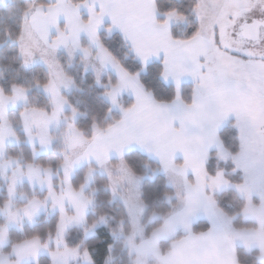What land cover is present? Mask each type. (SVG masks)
<instances>
[{
  "label": "snow or ice",
  "instance_id": "1",
  "mask_svg": "<svg viewBox=\"0 0 264 264\" xmlns=\"http://www.w3.org/2000/svg\"><path fill=\"white\" fill-rule=\"evenodd\" d=\"M81 2L88 8L86 20L76 11L80 3L67 8L48 5L49 13L63 11L68 22L63 28H57L58 34L52 37L51 43L46 33L42 39L47 56L63 46L79 49L87 59L92 53L79 41V34L84 31L96 46L93 58L99 61L100 67L110 66L116 72V81L109 78L103 93L110 104L107 111L111 113V106H115L120 112V117L103 130L118 137L111 147L121 156L132 145L158 155L154 152L153 140L166 142L173 161L180 160L185 165L181 171L186 177L191 175L198 184L219 185L223 172L217 170L213 177L209 160L215 148L218 159L227 162L229 152L224 148L227 140L220 136L224 124L231 121L242 145L255 138V130L264 132V0H193L191 13L195 23L185 35H174L171 23L187 17L170 9L161 14L163 19L158 18L155 0H100L99 10L95 0L92 4L87 0ZM39 8L43 9L44 5ZM105 16L110 21L107 25H104ZM102 25L105 31L119 30L137 57L138 68L129 70L103 45L98 31ZM21 51L27 64L32 53L27 48ZM153 57L160 61L159 72L155 78L142 77L140 69L147 70ZM44 63L50 70L49 78L42 84L36 83L50 95L53 105L50 115L40 110L46 130L48 123L58 121L67 103L59 86L67 87L72 80L58 61L45 59ZM189 79L192 86L186 93L184 81ZM24 91L14 86L12 96L0 97V114L3 100L24 99ZM123 91L132 95L128 105L118 103L117 98ZM76 113L73 107L72 117ZM68 128L76 132L74 124H68ZM49 139L41 136L40 143L46 145ZM260 150L264 153V138ZM247 159V154L241 153L244 165ZM70 167L65 165V177ZM143 179L137 176L135 182L139 184ZM53 203L57 201L54 199ZM208 223L207 234L212 236L217 219L210 216Z\"/></svg>",
  "mask_w": 264,
  "mask_h": 264
},
{
  "label": "rangeland",
  "instance_id": "2",
  "mask_svg": "<svg viewBox=\"0 0 264 264\" xmlns=\"http://www.w3.org/2000/svg\"><path fill=\"white\" fill-rule=\"evenodd\" d=\"M37 7V5H32L31 10L25 13V26L22 29V34H20L22 39L17 40V43L23 61H25L26 57L21 51L22 48H27L32 53V59L27 64L24 62L25 65L41 64L50 74V70L44 60L52 59L58 61L57 55L60 52L55 50L51 56H47L46 46H43L40 42L36 44L39 39L36 38V41H34L30 37L28 17L35 13ZM46 14H48V11ZM49 17L52 19L53 13H50ZM177 22L174 21V24H185L186 20ZM81 46L87 47L93 54V47L88 41L87 43L81 41ZM51 51V49H47L48 53H51ZM65 54L69 59L70 65L77 63L84 69L92 71L98 78L103 73L110 72L117 79L115 71H102L99 66L95 65H93L94 67L92 66L95 71L89 69L84 61L76 55V52L75 55ZM71 80L72 83L67 87L59 86V92L66 98L67 103L63 105L62 114L59 116L58 121L54 120L48 123L46 130L41 121L40 110L26 106V91H24V99L16 100L15 102L10 99L3 100V112L0 114V136H2V144H0V188L4 187L6 189L9 198L0 207V264L35 263L39 256L44 254L49 257L50 264H94L85 246L81 245V243L76 246H68L65 236L69 228L79 227L83 229L84 238H87L95 234L96 229L105 223L104 216H100L99 219L91 224H87L86 220V215L92 205V198L85 193V190L93 181L95 172L107 176V188L113 197L118 198L123 203L126 209L130 231L122 233V236L125 238L124 244L129 255L128 264H159L155 254V251L159 252V250L152 249L154 245L151 242H148L150 246L148 249H151L150 251L148 250L149 252L138 249V245L147 240H152V237L155 239L167 238L171 230L170 223L174 220H167L169 222L164 220L160 226L153 228L148 236L144 234L141 222L144 205L140 198V183L135 182V177L138 175L131 172L121 159H119L118 163L109 162L108 164L99 165L86 163L87 168L82 183L78 187H74L72 184L71 179L75 170L82 166L79 165L77 156L82 151L84 137L79 130L76 129V132H73L68 128V124H74L77 116L76 113L72 117L73 107L66 95L75 88V83L72 78ZM185 82L192 81L189 79ZM38 88L48 99L49 105L53 107L50 103V95L43 87L38 86ZM125 92L123 91L118 96L119 104H121L122 98L127 97ZM0 97L10 96H4L0 91ZM18 108L21 109L16 111ZM113 108L117 109L115 106ZM51 111L48 113L49 115ZM65 111L69 113L66 114ZM10 113H12V116H10ZM65 116L70 117V119L65 120ZM13 120L18 122L21 127L24 134L23 140L18 137ZM255 132V138L245 142L243 145L239 140L238 151L227 158L233 162L234 168L232 171L239 172L241 181L227 179L223 174L219 185L211 182H203V185L204 189L207 188L209 191V201L213 208L214 218L217 219L229 242L233 243V247L241 246L246 251L257 249L258 259L264 262V153L260 150V142L264 138V132L260 130H255ZM41 136L50 137L46 145L40 143ZM22 141L30 146V153L33 156L47 154L48 163L43 165L28 162L23 156L8 152L11 146H18ZM15 149V147H12V150ZM241 153L247 154L246 165L240 160ZM66 164L71 165L68 169L67 177H65ZM214 176L215 174H213ZM168 182H171L170 184L175 190L174 196L179 198L178 206H180L183 201H181V194L176 189L177 184L173 183V181ZM25 185L29 191H38L40 194L37 193L29 197L25 191ZM227 189H233L238 195L243 197L244 204L241 210V217L244 220L254 221L256 223L254 227H236L233 223L234 216L217 207L213 194ZM17 199L25 201V203L18 205L15 202ZM54 199L57 201L55 204L53 203ZM40 214L57 215V228L51 237L44 241L39 238L23 240L13 244L8 251L2 250L9 242L8 230L10 228H19L25 223L32 224ZM154 216L155 214H151V220ZM101 218L103 219L101 220ZM92 225H95V227L90 228L89 226ZM111 261L112 258L108 253L105 264H112Z\"/></svg>",
  "mask_w": 264,
  "mask_h": 264
},
{
  "label": "trees",
  "instance_id": "3",
  "mask_svg": "<svg viewBox=\"0 0 264 264\" xmlns=\"http://www.w3.org/2000/svg\"><path fill=\"white\" fill-rule=\"evenodd\" d=\"M70 2L79 3L81 0H70ZM49 3L50 0H6L0 3V91L4 96H12L14 86L23 88L26 91V106L43 110L46 113H49L52 107L36 82L39 81L41 84L45 82L49 78L48 71L41 64L25 65L19 52L17 40L24 22V15L29 10V5L36 6ZM192 3L193 0H155L160 15L170 9H176L187 17L185 24L172 26L174 35H185L192 30L190 25L194 26L195 23L191 13ZM99 37L103 45L126 68L134 70L139 67L138 59L119 33L106 34V32L101 31ZM82 41L85 40L82 39ZM57 58L63 71L75 83V88L66 94L72 107L77 109V116L74 120L75 128L80 131L85 139H89L93 136L95 129H104L114 119L120 117L119 110L113 108V106H111V113L107 111L110 104L108 98L103 95L109 78L113 82L116 79L110 72H105L98 78L92 71L84 69L77 63L70 65L67 55L63 52H60ZM148 64L149 68L147 70L140 69L141 76L148 75L155 78L159 72L160 61L154 60L148 62ZM191 86L192 82H184L186 93ZM131 100L127 96L122 98L120 103L128 105ZM20 109L18 108L16 111ZM65 113L68 114L69 112L65 111ZM10 116H12V113H10ZM14 124L18 137L23 140L24 134L19 123L14 121ZM93 124H95V127H93ZM220 136L227 140L224 148L229 152V155L238 151L239 139L236 131L231 127V122L223 126ZM12 147L16 149L12 150ZM8 152L23 156L28 162L43 165L48 163L47 154L33 156L30 153V146L24 141L18 146H11ZM210 157L209 170L212 175L217 170H222L227 179L241 181L239 172L232 171L234 165L231 160L227 159L225 163L219 160L214 152L210 154ZM121 160L131 172L144 178L139 185L140 198L144 205L141 222L144 234L148 236L153 228L160 226L173 209L178 206L179 200L174 196L175 190L167 181L165 174L161 171L160 164L156 160L136 149L128 151ZM113 161L117 162L118 160ZM86 168L87 164L75 170L71 179L74 187H78L82 183ZM107 186V176L95 172L93 181L85 190V193L92 198V205L86 215L87 224H91L100 216H104V225H100L95 234L87 238H84L82 228L71 227L67 230L65 241L68 246H76L79 243L85 246L94 264H105L108 253L112 258V264H128L129 255L122 233L130 231V223L123 203L118 198L113 197ZM25 191L29 197L37 193L40 194L38 191H29L26 185ZM8 198L6 189L4 187L0 188V207L4 205ZM214 201L217 207L234 216L233 223L236 227L251 228L256 225L254 221L244 220L241 217L244 199L235 190L227 189L215 193ZM15 202L18 205L25 203V201L18 199ZM151 214H155L152 220ZM57 220L56 214H40L32 224L25 223L19 228H10L8 230L9 242L2 250L8 251L13 244L27 239L39 238L41 241L46 240L55 233ZM207 228L208 222L205 219H198L191 225V231L195 233L202 232ZM183 233L180 230L170 238L161 239L159 241L160 249L162 251L169 249L171 242ZM105 244H109L110 247H104ZM235 254L239 264H264L257 257V249L246 251L241 246H236ZM28 264H50V259L44 254L40 255L35 263Z\"/></svg>",
  "mask_w": 264,
  "mask_h": 264
},
{
  "label": "crops",
  "instance_id": "4",
  "mask_svg": "<svg viewBox=\"0 0 264 264\" xmlns=\"http://www.w3.org/2000/svg\"><path fill=\"white\" fill-rule=\"evenodd\" d=\"M4 1L6 0H0V3H3ZM87 2L89 4H92L94 0H87ZM79 3L81 4V6L79 7V9H76V11L78 12L81 19L86 20L89 15L88 8L85 7L82 2ZM95 3L96 10H99L100 0H95ZM52 4L63 5L65 8H67L69 5L74 3L70 2V0H50V3L44 5L43 9H40V5H37L38 7L36 8L35 13L28 17V29L30 37H32L34 41H36V38L39 39L38 41H36V44L40 42L43 46L45 45L42 39V35L44 33H46L47 41L51 43L52 37L58 34L57 28H63L64 25L68 22L63 11L59 13H53L52 19L49 17L50 13L48 5ZM47 11L48 14H46ZM156 15L158 18L163 19V16H161L158 11ZM103 19L104 25H107L110 22L107 16H105ZM177 23H179V21ZM104 25L99 28V33L101 31L106 32V34L117 32L121 35L119 30L116 28H113L111 31H105ZM173 25H175L174 21L171 23V29ZM24 26L25 24L23 22L22 29ZM22 29L20 34H22ZM82 39H84L86 42L88 41V43L93 47L94 52L92 54V57L89 56L87 59H84L83 53L79 49H66L61 46L56 50L57 52L67 53L68 55H75L76 52V55H78L79 58L84 61L86 67L95 71V69L92 68L93 65L100 67L99 61L93 58L96 54V46L89 41L88 36L84 31H81L79 34L80 44ZM128 46L130 47L129 44ZM154 60L159 59L153 57L149 60V62ZM99 69H101L102 71H114L110 66L105 68L100 67ZM125 93L132 99V95L129 91H126ZM104 129H96L91 138L83 139L82 151L77 156L79 165H86V163L99 165L108 164L109 162H116L113 160L119 161V159H122V157L128 151L136 149L146 154L150 158L156 160L160 164L161 171L165 174L168 181H173V183L177 184L176 189L182 196L181 201L183 202L181 203V205L177 206L165 220L166 222H169L167 220L170 219L174 220L171 221L172 223H170L171 230L167 238L172 237L174 232L176 231L178 232L181 230L184 233L181 236L177 237V239L173 240L170 244L169 249H167L166 251H162L159 247V241L162 238L155 239L154 237H152V240L142 242L140 245H138V249L149 252L151 249H148L150 248L148 242H151L154 245L152 249L159 250V252L155 251V254L157 256L156 259L158 258L159 264H239L235 254V247H233L232 242H229L226 234L224 233L222 227L220 226V224H218V222L212 236H208L207 234L209 230V223L208 228L202 232L195 233L191 231V225L194 223V221L203 218L208 222L210 216L214 218L213 208L209 201V191L207 190V188L204 189L203 182L198 184L191 175H188L186 177L182 173L181 170L185 168V165L180 160H176L175 162L173 161L170 154L169 145L163 141L153 140V149L154 152L158 153V155L149 154L146 151H142L141 149H139L136 145H132L128 147L125 150L124 155L121 156L117 154V152L111 147V145L116 142L118 137L111 132L103 131ZM212 152L217 153L215 148L212 149L211 153Z\"/></svg>",
  "mask_w": 264,
  "mask_h": 264
}]
</instances>
